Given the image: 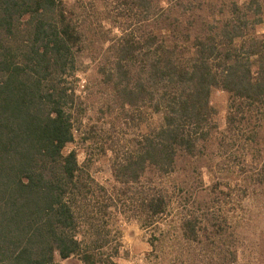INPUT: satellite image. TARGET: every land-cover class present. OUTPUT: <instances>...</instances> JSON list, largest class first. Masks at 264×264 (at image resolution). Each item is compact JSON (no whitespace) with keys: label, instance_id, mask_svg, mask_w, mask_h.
<instances>
[{"label":"trees","instance_id":"trees-1","mask_svg":"<svg viewBox=\"0 0 264 264\" xmlns=\"http://www.w3.org/2000/svg\"><path fill=\"white\" fill-rule=\"evenodd\" d=\"M251 2L230 0L205 25L185 19L175 0H157L154 9L138 0L137 22L106 39L98 72L113 102L161 115L124 150L112 149V173L127 188L121 193L148 169L170 173L180 154L209 137L212 87L228 92V131L264 110V33L254 29L257 1L246 12ZM84 35L64 0H0V264H57L55 253L93 264L110 241L113 213L122 212L124 203L65 150L77 121L71 77L88 47ZM140 192L149 224L166 211V194ZM182 227L196 234L189 219Z\"/></svg>","mask_w":264,"mask_h":264},{"label":"rangeland","instance_id":"rangeland-1","mask_svg":"<svg viewBox=\"0 0 264 264\" xmlns=\"http://www.w3.org/2000/svg\"><path fill=\"white\" fill-rule=\"evenodd\" d=\"M243 2L244 0H235ZM249 3L247 13L260 7L264 33V0ZM74 8L88 47L77 56L71 77L77 96L74 138L65 150H74L83 173L118 197L122 212L110 220V241L100 248L93 264H264V110L238 129L227 130L228 92L212 87L209 102L215 109L216 128L193 154H180L172 171L148 169L138 181L122 188L111 170L112 149L122 151L148 126L161 121L159 113L137 107L121 108L98 72L102 53L119 26L137 22L138 0H64ZM186 11L185 19L216 23L230 0H175ZM157 0H150L154 9ZM197 9L194 17L190 12ZM115 13H118L117 15ZM256 16H250V21ZM195 25V24H194ZM153 26V25H152ZM196 26V25H195ZM151 189L166 194V211L149 224L139 205ZM129 209V210H128ZM189 219L196 234H185ZM116 248V252L112 253ZM57 264H85L79 254Z\"/></svg>","mask_w":264,"mask_h":264}]
</instances>
